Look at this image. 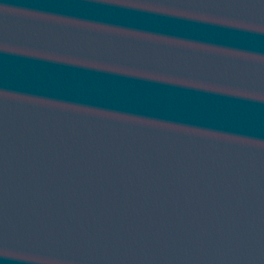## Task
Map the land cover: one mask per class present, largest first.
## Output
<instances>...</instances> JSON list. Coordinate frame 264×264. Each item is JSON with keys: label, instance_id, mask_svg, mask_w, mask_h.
Returning a JSON list of instances; mask_svg holds the SVG:
<instances>
[{"label": "water", "instance_id": "obj_1", "mask_svg": "<svg viewBox=\"0 0 264 264\" xmlns=\"http://www.w3.org/2000/svg\"><path fill=\"white\" fill-rule=\"evenodd\" d=\"M0 264H264V0H0Z\"/></svg>", "mask_w": 264, "mask_h": 264}]
</instances>
